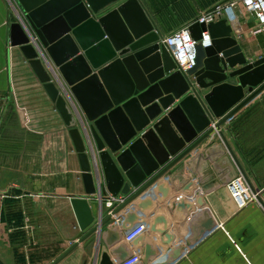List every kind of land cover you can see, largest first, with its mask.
I'll use <instances>...</instances> for the list:
<instances>
[{"label": "crops", "instance_id": "0c3cea01", "mask_svg": "<svg viewBox=\"0 0 264 264\" xmlns=\"http://www.w3.org/2000/svg\"><path fill=\"white\" fill-rule=\"evenodd\" d=\"M224 1L139 0L160 36L191 25ZM23 18L16 0H0V259L4 264H52L81 233L73 202L84 200L86 191L70 128L20 47L11 45V26ZM255 27L251 17L244 24V38L233 35L248 63L264 57V35H252ZM237 79L228 82L237 85ZM195 90L203 98L212 88L202 90L196 85ZM245 95L250 93L246 90ZM70 96L67 103L76 128L85 144L89 141L96 150L92 124ZM214 145L226 149V156L256 196L247 207H237L229 185L220 182L212 164L208 163L200 174L190 168L194 158ZM89 146L86 152L91 159ZM96 154V167L91 162L92 174L96 186L100 182L108 198L111 194L97 150ZM110 154L112 158L117 156ZM118 197L127 199L129 195L120 193ZM85 200L97 218L100 202ZM104 210L109 211L106 207ZM209 221L212 226L207 228ZM140 224L146 227L142 242L137 247L126 243L127 233ZM108 239L119 241L110 248ZM87 242L58 264H99L95 245L86 247ZM150 244L159 255L149 264H264V90L103 229V247L110 253L124 247L128 257L141 256L139 264H144ZM181 245L184 256L171 263L167 255ZM112 258L119 264L116 256Z\"/></svg>", "mask_w": 264, "mask_h": 264}, {"label": "water", "instance_id": "95a60500", "mask_svg": "<svg viewBox=\"0 0 264 264\" xmlns=\"http://www.w3.org/2000/svg\"><path fill=\"white\" fill-rule=\"evenodd\" d=\"M16 1L24 18L11 26V45L20 47L70 128L86 191L84 200L73 202L81 233L52 264H58L87 240L86 247L95 245L99 264H116L112 255L124 261L129 258L124 247L110 253L102 246L104 227L264 90V57L248 63L225 20L208 25L193 22L189 30L197 42L196 66L188 75L195 77L202 90L212 88L201 98L160 44L161 36L139 0ZM116 4L120 5L101 16ZM204 32L212 40L206 48ZM230 69L236 70L229 73ZM236 78L237 85L228 82ZM70 94L92 124L90 131L108 192L112 196L129 195L111 214L104 210L107 193L98 182L100 177L96 176V186L92 174L96 150L89 141L85 144L76 128L67 103ZM106 147L108 151H104ZM110 153L117 156L112 158ZM208 163L221 183L229 185L238 177L223 146H211L189 166L200 174ZM131 189L136 190L131 193ZM85 199L100 202L97 218ZM210 226L211 221L206 224ZM142 240L140 237L132 244L137 247ZM118 241L108 239L107 246L111 248ZM137 253L141 254L140 250ZM184 253L181 245L167 257L176 263ZM157 255L159 250L147 245L144 264ZM0 264H4L1 259Z\"/></svg>", "mask_w": 264, "mask_h": 264}, {"label": "built area", "instance_id": "2783aa9c", "mask_svg": "<svg viewBox=\"0 0 264 264\" xmlns=\"http://www.w3.org/2000/svg\"><path fill=\"white\" fill-rule=\"evenodd\" d=\"M244 14H247L248 17H253L256 21V27L251 31L252 35H264V0H226L215 6L213 10L203 13L196 21L208 25L209 23L225 20L232 28L233 35L241 37L244 34V24L246 23ZM189 27L190 25L171 34L161 36L160 44L167 48L177 66V70L188 78L192 89H195L197 85L196 79L194 76H189L188 72L196 66L197 42L193 39ZM203 37L204 48H206L211 45L212 40L208 32H204ZM228 188L232 199L239 209L247 207L256 199L249 184L240 173L229 184ZM125 201V198L111 195L105 200L104 206L109 209L108 214H111L114 206H119ZM145 232V225L140 224L127 233L125 242L132 244ZM141 260L140 255H134L119 262V264H139Z\"/></svg>", "mask_w": 264, "mask_h": 264}, {"label": "rangeland", "instance_id": "374dc122", "mask_svg": "<svg viewBox=\"0 0 264 264\" xmlns=\"http://www.w3.org/2000/svg\"><path fill=\"white\" fill-rule=\"evenodd\" d=\"M202 14H203V13H202ZM202 14H201V15H202ZM243 16L245 17V22H246V23L249 22V20L251 19V17H248L247 14H244ZM248 18H249V19H248ZM262 35H263V34H262ZM244 36H245V35H243V38H244ZM263 50H264V40H263Z\"/></svg>", "mask_w": 264, "mask_h": 264}, {"label": "bare ground", "instance_id": "6f19581e", "mask_svg": "<svg viewBox=\"0 0 264 264\" xmlns=\"http://www.w3.org/2000/svg\"><path fill=\"white\" fill-rule=\"evenodd\" d=\"M214 8H215V7H214ZM214 8H213V9H214ZM213 9H212V10H213ZM208 12H209V11H208Z\"/></svg>", "mask_w": 264, "mask_h": 264}]
</instances>
